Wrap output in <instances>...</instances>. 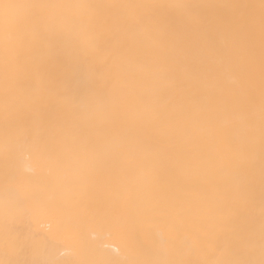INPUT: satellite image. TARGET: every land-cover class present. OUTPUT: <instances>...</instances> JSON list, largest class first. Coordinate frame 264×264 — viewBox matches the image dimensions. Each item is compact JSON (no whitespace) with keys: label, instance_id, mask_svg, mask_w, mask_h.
Here are the masks:
<instances>
[{"label":"bare ground","instance_id":"bare-ground-1","mask_svg":"<svg viewBox=\"0 0 264 264\" xmlns=\"http://www.w3.org/2000/svg\"><path fill=\"white\" fill-rule=\"evenodd\" d=\"M0 264L264 261V0H5Z\"/></svg>","mask_w":264,"mask_h":264},{"label":"snow or ice","instance_id":"snow-or-ice-1","mask_svg":"<svg viewBox=\"0 0 264 264\" xmlns=\"http://www.w3.org/2000/svg\"><path fill=\"white\" fill-rule=\"evenodd\" d=\"M14 7L15 5L6 3L5 0H0V10H3L5 13ZM261 264H264V261H262Z\"/></svg>","mask_w":264,"mask_h":264}]
</instances>
